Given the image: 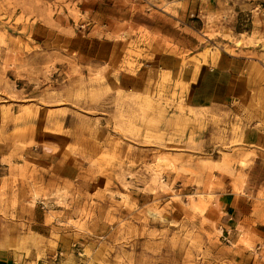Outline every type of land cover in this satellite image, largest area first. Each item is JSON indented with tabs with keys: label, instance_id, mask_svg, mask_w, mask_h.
Listing matches in <instances>:
<instances>
[{
	"label": "rangeland",
	"instance_id": "374dc122",
	"mask_svg": "<svg viewBox=\"0 0 264 264\" xmlns=\"http://www.w3.org/2000/svg\"><path fill=\"white\" fill-rule=\"evenodd\" d=\"M261 116L264 0H0V264H264Z\"/></svg>",
	"mask_w": 264,
	"mask_h": 264
},
{
	"label": "crops",
	"instance_id": "0c3cea01",
	"mask_svg": "<svg viewBox=\"0 0 264 264\" xmlns=\"http://www.w3.org/2000/svg\"><path fill=\"white\" fill-rule=\"evenodd\" d=\"M202 69L198 75V82L196 83L195 91L192 93L191 103L192 107L196 110L202 109H214L215 111H220L221 107L226 103L231 101L233 97L236 95L246 97L247 86L244 83L240 82V76L238 74H232L226 84V88L223 94L216 95L215 93L210 96L208 99H200V91L203 87L204 80L206 78L205 73L208 72ZM214 69H209V71H213ZM230 72V71H229ZM236 94V95H235ZM259 127H252L250 131L246 134V141L249 145L258 146L260 149L258 151V156L264 157V117L261 116L258 122Z\"/></svg>",
	"mask_w": 264,
	"mask_h": 264
}]
</instances>
